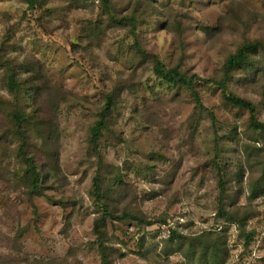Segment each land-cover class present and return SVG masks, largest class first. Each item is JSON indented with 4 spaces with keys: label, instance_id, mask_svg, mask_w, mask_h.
<instances>
[{
    "label": "rangeland",
    "instance_id": "rangeland-1",
    "mask_svg": "<svg viewBox=\"0 0 264 264\" xmlns=\"http://www.w3.org/2000/svg\"><path fill=\"white\" fill-rule=\"evenodd\" d=\"M128 3L140 49L188 75L218 78L229 53L246 41L264 43V0H111L123 15L132 12ZM117 28L99 0H35L32 7L0 0V50L7 46L15 60L0 67V76L25 80L32 68L49 87L41 96L46 103L32 108L25 91L15 96L0 78V264H100L88 139L109 94L101 152L128 187L111 199L116 211L127 208L144 220L108 222L112 264H206L186 252L187 242L179 250L172 231L203 234L205 242L222 238L228 254L218 264H264V136L216 86L196 87L200 107L189 92L157 79L151 58ZM255 61L256 78L237 69L228 90L252 98L264 123V95H257L264 56ZM33 109L43 119L28 129L55 134L45 142L36 135V145L54 150L37 154L42 178L51 174L42 188L51 200L28 198L18 138L9 132L12 112ZM214 162L227 171L225 213ZM242 219L245 225H237Z\"/></svg>",
    "mask_w": 264,
    "mask_h": 264
},
{
    "label": "trees",
    "instance_id": "trees-1",
    "mask_svg": "<svg viewBox=\"0 0 264 264\" xmlns=\"http://www.w3.org/2000/svg\"><path fill=\"white\" fill-rule=\"evenodd\" d=\"M26 2L30 7L35 4V0H26ZM99 2L102 5L104 13L107 15L108 24L112 28L118 27L117 29H123L128 31V33H131L134 46L139 55L151 58L150 61L153 63L151 72L157 79L162 80L168 85H173L189 92L194 103L200 105V107H202V101L196 87L207 84L216 86L221 91L222 98L225 102L248 112L251 127L264 136V123L259 121L257 118L258 111L255 101L252 98L240 96L239 94L228 90V83L229 81H232L235 70L243 68L248 71V74L253 76L256 68L255 57L259 54L264 56L263 42L246 41L240 45L236 51L229 53L224 59L221 73L218 78H201L196 74L188 75L177 66L166 67L155 54L147 53L145 50L140 49L136 40V14L132 10V4H127L132 10L131 14L123 15L114 9L111 4V0H99ZM141 7L142 5L139 4L136 6V9L138 10ZM143 10L144 9L140 12ZM203 29L205 30V28ZM4 45H6V43L2 46ZM7 55V46H4L0 50V67H4L5 64L15 61L14 58L7 57ZM15 75H17V73H3L0 76L2 85L8 89V91L14 95L16 94L15 96L19 95L22 91H25L32 108L39 106L42 103H46V100H41L44 90L49 89V87L45 86V83H48V79H46L45 74H38V76H36L33 69L29 68L27 75L24 77L26 78L25 80H22L21 77L17 78ZM252 78L255 79L256 76H253ZM19 85H22L23 88ZM247 86H249V88L251 86L254 87L248 82ZM257 86L261 89L257 95L261 97L264 95V81L258 82ZM112 104L113 95H106L104 106L99 112L97 120L90 128V136L88 139L89 151L96 159L94 175L91 179L92 182L89 193L97 211L96 217L92 223V232L94 235L93 244L95 245L98 253L100 264H112V259L116 258L115 250L109 245L110 240L106 231L109 221L124 222L134 220L136 223L144 222L143 218L138 215L139 212H131L127 208H122L119 212L116 211L113 206L114 200L111 199V197L116 195V193L123 191L126 192L125 189H128L124 179H122L121 173L116 169L113 170L114 167L105 161L100 147L101 140L105 136L106 132H108V122L112 112ZM210 116L213 119V114H210ZM10 118L12 126L11 128L9 127L11 129L9 132L18 138L17 154L24 164L23 174L19 179L22 182V186L26 188L27 196L29 199L34 196H43L47 200H51L49 196L42 193L43 185L49 180L51 174L45 176L44 179L42 178L40 170H38L37 154H44L46 152L51 154L54 150L51 146H45L44 150H42L41 146L36 145V137H42L43 142H45V137H51L55 134L54 132H46L43 130H40L42 132L37 134L36 131L38 130L32 132L28 129L31 126L33 127L36 125L37 121L43 119L38 115V112L37 110L35 111V109L31 110L30 113L16 110L10 114ZM214 167L218 172L217 179L220 188L219 208L221 213H225L223 205L224 193L226 191L225 175H227V171L223 170L217 162H214ZM244 222L245 220L242 219L237 223V225L244 226ZM172 235H175V244L179 250H182L184 241L187 242L188 246L186 252H188L191 257L198 256V260L204 261L206 264H218L223 260L222 255L228 254V250L222 242V238L211 242H205L203 234L188 237L179 233L176 234V232L172 231ZM239 236L244 241V246H247L250 241V237L247 236V232L241 229Z\"/></svg>",
    "mask_w": 264,
    "mask_h": 264
}]
</instances>
